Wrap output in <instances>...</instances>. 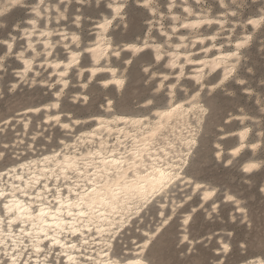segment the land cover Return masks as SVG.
<instances>
[{"label": "snow or ice", "instance_id": "obj_1", "mask_svg": "<svg viewBox=\"0 0 264 264\" xmlns=\"http://www.w3.org/2000/svg\"><path fill=\"white\" fill-rule=\"evenodd\" d=\"M0 264H264V0H0Z\"/></svg>", "mask_w": 264, "mask_h": 264}, {"label": "rangeland", "instance_id": "obj_2", "mask_svg": "<svg viewBox=\"0 0 264 264\" xmlns=\"http://www.w3.org/2000/svg\"><path fill=\"white\" fill-rule=\"evenodd\" d=\"M19 15V14H18ZM132 36H129V39H132ZM31 92V90H29ZM40 99H46V97H42L41 94L36 93L34 96L33 95H25L24 93H21V99L19 102H13L15 104V107L22 108L25 103H37ZM101 99L100 95L97 93L93 94V100L92 104L95 105L96 103L99 102ZM88 111H91V109H88ZM79 114V112H78ZM210 135V133H209ZM214 138V137H213ZM203 175L207 177L208 179H215V178H220L226 182V184H235L239 185L240 181L237 180V178L232 175V174H222L219 172V170L215 169L214 166L209 165L203 172ZM254 208L253 212L256 216L257 219V225H259V218H260V202L259 201H254ZM225 222L223 219L217 220L214 224L213 223H208V222H199L196 228V232L203 231L205 233L211 232L213 229L216 231H222L224 227ZM195 234V233H194ZM176 239V236L174 235L172 237V241L174 243ZM179 251L178 248H174L173 244H169L166 247L165 252L162 254V258H175L176 253Z\"/></svg>", "mask_w": 264, "mask_h": 264}]
</instances>
